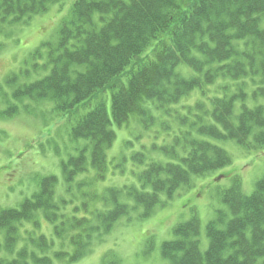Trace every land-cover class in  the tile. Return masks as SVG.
Wrapping results in <instances>:
<instances>
[{"label": "trees", "instance_id": "16d2710c", "mask_svg": "<svg viewBox=\"0 0 264 264\" xmlns=\"http://www.w3.org/2000/svg\"><path fill=\"white\" fill-rule=\"evenodd\" d=\"M62 1L0 0V16L20 23ZM23 64L25 75H37L14 86V99H49L58 112L76 115L70 135L85 143L62 161L61 171L66 190H80V202L71 214L60 210L57 178L44 175L17 207L0 206V253L10 256H0V264L76 262L121 217L146 219L231 165L221 142L231 140L246 153L264 148V0H74L56 38ZM9 107L0 115L11 118L16 110ZM112 124L161 130L164 143L150 148L170 161L142 150L121 154L119 172L130 162L135 183L97 191L116 138ZM89 170V181L75 179ZM219 191L225 209L206 223V237L195 207L171 227L160 245L165 264H264V173L249 194L239 174ZM40 216L53 224L54 238L36 235ZM100 264L124 263L108 251Z\"/></svg>", "mask_w": 264, "mask_h": 264}, {"label": "rangeland", "instance_id": "374dc122", "mask_svg": "<svg viewBox=\"0 0 264 264\" xmlns=\"http://www.w3.org/2000/svg\"><path fill=\"white\" fill-rule=\"evenodd\" d=\"M73 1L63 0L55 3L45 12L33 15L28 20L23 19L19 21L20 23H13L11 16H4V19L0 16V111L5 112L9 106V110L13 113L16 110L11 118L0 115L1 207H17L24 198L37 190L39 178L44 175H53L57 178L56 196L58 199H63L60 210L71 214L73 205L80 202V190L74 187L73 190L67 191L61 171L62 161L76 155L77 149L82 148L85 143L82 139L75 141L70 135V128L76 120V115L58 112L54 108L53 101L49 99L36 102L26 99L24 104L29 105V113H27L25 109L23 110L26 105L19 103L17 98L14 99L11 95L17 83H27L35 79L37 74L34 72H29L27 75L23 73L21 70L24 68L23 61L41 43L51 42L56 38L62 20L70 13ZM19 72L21 74L14 78L11 85L8 84L7 77ZM193 96H197V93ZM192 99L188 101L191 102ZM90 106L80 108L78 114L80 115ZM106 107L108 116L111 117L109 101ZM111 128L116 138L106 151L109 169L105 172L104 180L95 185L97 191L105 186L135 183V178L130 172L133 169L130 162L124 161L121 166L125 167V171L123 174L119 172L121 167L117 163L121 154L129 156L133 151L142 150L150 156L157 155L164 161H170L163 153H157L150 148L152 143L159 145L164 143V132L161 130H155L158 133L143 131L137 124L128 127L124 125L117 127L112 124ZM138 134L141 137L136 139ZM156 134L158 137L153 140L151 136ZM125 141H131L132 144L125 147ZM141 145L144 149L140 148ZM219 145L231 155L232 163L225 169L216 171L218 176L216 174L205 176V179L194 182L195 188L190 190L192 183L189 188H185V193L176 194L171 201L157 207L146 219H137L135 213L130 221L126 220L125 216L121 217L110 232L104 233L103 240L92 243L90 251L88 252L87 249L85 255L78 261L64 263L55 260L54 264H100L101 257L108 251L113 252L124 264H165L166 261L160 256L161 242L170 237L169 231L175 223L187 219L192 207L197 209L202 234L205 236L206 223L217 212L225 209L219 189L229 185L230 176L239 174L243 181V190L249 194L255 180L264 173V148L258 152L246 153L231 140L223 141ZM86 152L90 154V149L88 148ZM93 173V170L80 172L76 174L75 179L89 181ZM161 198L163 199V196ZM67 200H71V203L66 202ZM190 200L192 201L189 202ZM25 229L30 231L28 228ZM38 234L54 238L53 224L42 216H40V227L36 231V235ZM150 238L154 240L151 247L147 245ZM20 246L21 243L18 244V249L23 247ZM0 256L10 257L3 252Z\"/></svg>", "mask_w": 264, "mask_h": 264}]
</instances>
